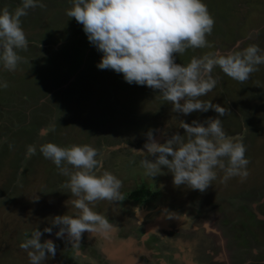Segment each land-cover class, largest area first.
<instances>
[{
	"label": "rangeland",
	"instance_id": "374dc122",
	"mask_svg": "<svg viewBox=\"0 0 264 264\" xmlns=\"http://www.w3.org/2000/svg\"><path fill=\"white\" fill-rule=\"evenodd\" d=\"M38 2L46 7L30 8L21 17L28 40L27 50H18L23 60L15 71L0 63V84L8 83L0 86V264H29L20 248L26 234L36 228L43 232L54 216L78 211L71 203L76 197L62 187L68 178L39 151L46 142L94 147L103 162L98 172L119 178L125 199L90 205L113 226L107 236L85 231L80 241H70L66 234L55 235L58 227L44 233L41 242L53 240L56 255L43 264H264V64L243 84L218 66L213 69L217 84L200 99L220 104L224 116L211 109L178 114L158 90L129 84L123 74L97 67L102 53L83 26L66 15L72 0ZM203 2L215 21L207 36L211 47L174 54L176 63L250 44L264 55V0ZM21 5L22 0H0V10L14 12ZM210 117L220 119L225 133L244 143L246 178L221 183L218 170L213 185L200 192L174 186L163 166L164 174H145L134 149L143 148L150 129L163 143L162 131L184 134L175 120L204 122ZM30 145L36 146L34 153ZM143 189L148 194L135 199L133 194ZM217 206L228 208L223 221L201 216ZM194 216H200L197 222ZM200 234L206 235L203 241Z\"/></svg>",
	"mask_w": 264,
	"mask_h": 264
},
{
	"label": "clouds",
	"instance_id": "9594fccd",
	"mask_svg": "<svg viewBox=\"0 0 264 264\" xmlns=\"http://www.w3.org/2000/svg\"><path fill=\"white\" fill-rule=\"evenodd\" d=\"M35 7L46 5L38 0H22L14 12L7 7L0 10V63L8 71H15L23 60L18 50H27L28 40L21 17ZM66 15L83 26L89 42L102 53L99 69L123 74L129 84L158 90L178 114L211 109L217 117L224 116L226 109L220 104L200 99L217 84L211 75L213 69L218 66L228 77L243 84L258 65L264 64V55L259 54L261 49L256 44L239 51L192 57L186 65L175 62L174 54L181 55L189 48L211 47L207 36L215 21L203 0H72ZM0 86L7 88L8 83ZM174 124L184 129L183 135L174 132L168 136L162 131L165 140L160 143L150 129L143 148L134 149L142 157L140 164L146 175L164 174L166 168L172 174L174 186L186 185L200 192L213 185L218 170L223 172L221 183L234 176L247 177L246 147L241 139L225 133L220 119L210 117L191 123L175 120ZM28 150L34 153L36 146L30 145ZM39 151L68 178L62 187L76 197L71 203L78 211L74 215L54 216L51 226L43 232L36 228L26 234L29 238L20 243V248L27 252L29 264H43L48 257H55V242L40 239L44 233L51 234L53 227L59 229L55 233L58 238L66 234L70 241H80L85 231L107 236L113 226L90 205L100 200L125 199L120 192L122 181L107 170L98 172L103 162L97 159V150L91 145L61 147L46 142L39 145ZM170 217L182 220L180 215Z\"/></svg>",
	"mask_w": 264,
	"mask_h": 264
},
{
	"label": "flooded vegetation",
	"instance_id": "af4514ba",
	"mask_svg": "<svg viewBox=\"0 0 264 264\" xmlns=\"http://www.w3.org/2000/svg\"><path fill=\"white\" fill-rule=\"evenodd\" d=\"M193 202L195 203V202H197V200L196 199H193ZM179 204V206H180V202L178 203ZM192 204V203H191ZM244 204V203H243ZM242 204V205H243ZM181 207H182V205H181ZM205 208V207H204ZM180 209V208H179ZM227 209L228 208H221V210H219V207L217 206V209L213 212V213H211L210 215H209V213H207V214H203V215H201V216H205V218H209L210 220H212V221H218V222H221V220L223 221L224 219H225V215L227 214ZM222 215V216H221ZM228 215V214H227ZM224 216V217H223ZM200 216H194V220L197 222L199 219ZM178 225L179 226H181L182 225V223H178ZM192 227V226H191ZM204 237H206V235L205 234H200V240H202L203 241V238ZM197 239H199V238H197ZM196 239V240H197ZM209 240L207 239V242H208Z\"/></svg>",
	"mask_w": 264,
	"mask_h": 264
},
{
	"label": "trees",
	"instance_id": "16d2710c",
	"mask_svg": "<svg viewBox=\"0 0 264 264\" xmlns=\"http://www.w3.org/2000/svg\"><path fill=\"white\" fill-rule=\"evenodd\" d=\"M143 191H144V192H143ZM147 191H148L147 189L139 190L138 192H135V193L133 194V197H134L135 199H141V198H144V196H146L145 193H146ZM147 194H148V192H147Z\"/></svg>",
	"mask_w": 264,
	"mask_h": 264
},
{
	"label": "bare ground",
	"instance_id": "6f19581e",
	"mask_svg": "<svg viewBox=\"0 0 264 264\" xmlns=\"http://www.w3.org/2000/svg\"><path fill=\"white\" fill-rule=\"evenodd\" d=\"M160 221V220H159ZM159 224H161V223H159Z\"/></svg>",
	"mask_w": 264,
	"mask_h": 264
}]
</instances>
